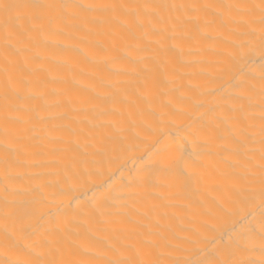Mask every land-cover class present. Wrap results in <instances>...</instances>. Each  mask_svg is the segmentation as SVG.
I'll return each mask as SVG.
<instances>
[{
	"label": "bare ground",
	"instance_id": "1",
	"mask_svg": "<svg viewBox=\"0 0 264 264\" xmlns=\"http://www.w3.org/2000/svg\"><path fill=\"white\" fill-rule=\"evenodd\" d=\"M0 264H264V0H0Z\"/></svg>",
	"mask_w": 264,
	"mask_h": 264
}]
</instances>
